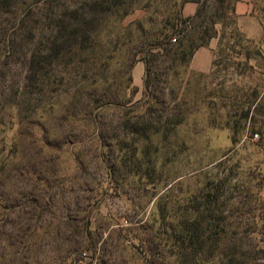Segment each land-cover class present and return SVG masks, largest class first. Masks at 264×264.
I'll return each instance as SVG.
<instances>
[{
	"label": "rangeland",
	"instance_id": "374dc122",
	"mask_svg": "<svg viewBox=\"0 0 264 264\" xmlns=\"http://www.w3.org/2000/svg\"><path fill=\"white\" fill-rule=\"evenodd\" d=\"M237 1L130 0L121 18L94 10L99 0H0V254L17 242L8 264H151L156 246L158 264H172L164 214L216 221L223 243L264 263V52L239 32ZM188 3L201 17L175 37L216 43L214 66L201 74L155 62L160 130L133 143L140 51L173 35ZM59 35L66 49L49 57ZM107 98L120 105L100 115L88 106ZM89 221L90 248L73 232Z\"/></svg>",
	"mask_w": 264,
	"mask_h": 264
},
{
	"label": "trees",
	"instance_id": "16d2710c",
	"mask_svg": "<svg viewBox=\"0 0 264 264\" xmlns=\"http://www.w3.org/2000/svg\"><path fill=\"white\" fill-rule=\"evenodd\" d=\"M129 1L130 0H99V2L92 4V8L94 10L96 8H100L101 10H106L107 12L114 10V13L122 11V18L128 16L133 10L132 4L129 3ZM200 17L201 10L198 11L194 18H184L183 15H180L176 20L177 30L173 35L167 36L162 40L158 39L156 42H153V44L148 46L147 52L145 53L140 51V54H142L140 61L145 64L146 68V76L144 80V98L142 101L136 104L135 107L127 110L128 114L131 112L134 113L135 109L140 110L136 113V115H134V118L137 122L132 127V137H129L133 143H136L141 139H148L150 137L149 132L151 130H155V132H159L160 130V127L154 126L151 122L152 116L159 113L157 107L152 105L151 102L154 101L157 103V105H163L165 102L164 99H161L163 95L159 94L157 88L153 85L155 82H153L150 75L152 65L155 62H158L159 59L165 57V61L171 62L172 64L180 61L185 65V67H187L188 70H190V63L194 54L199 49L208 47L209 44L208 42L204 41L203 37H201L200 43H197L196 45L191 44L190 46H185V43L182 40L179 41L180 39H176L175 37L176 35L180 37L182 32L185 31L188 26L195 24V21ZM178 27L180 29H178ZM76 33L77 31L74 30L69 32L68 35L70 39V50L68 51H71L74 54H77L80 51V45L77 48L79 40ZM205 34H208V32L206 31ZM61 38L62 35H59L51 41V45L48 50L50 53L49 57H59L62 50L64 51L66 49L68 43H61ZM173 39H176V42H173ZM154 50H160L162 54H155L153 53ZM34 65L35 64H33V66ZM32 69L35 70L36 68L32 67ZM125 89L128 90L129 87L127 86ZM90 95L91 94H88L87 98H90ZM93 101H91L88 106L90 108L92 107V112L95 111L96 115H100V112H102L103 109H107L114 104L120 105L119 102H116L110 98L105 99L103 103H100L97 100L94 102ZM82 112H86L82 114L84 117L88 115L87 108H84ZM95 123L97 124L96 117ZM163 127L166 130L169 129L167 123ZM95 130L99 131L100 129L96 128ZM96 137L101 141L104 137L103 132L99 131ZM125 139L127 138L120 139L118 142L125 143ZM14 147L18 148V143L16 144L15 142L11 149L13 150ZM31 180L32 182L34 181L33 177L30 179V181ZM194 212L197 213V209L194 210ZM162 222L167 225L166 226L163 224L164 227H169V238L165 243L166 245L164 248H167V252L170 254L171 259L173 260L172 264H252L246 255L238 253L237 247H235L234 244L227 245L225 242H222L221 236L219 237V224L216 221L209 220L208 223L204 224L202 220L198 219V217H186L180 218L176 221H168V217L164 214L162 216ZM3 227L4 224H1L0 240H2V237H6L4 230L1 229ZM162 230V228L159 230L158 235H165ZM73 232L80 235H82L84 232V235L87 236L86 240L89 244L88 248H90V245H94V243L91 242V238L94 237L95 234L90 231V221L86 225H83L81 230H79L77 227H74ZM217 235L218 239L216 238ZM11 241L12 238L7 239V242L9 243V251L0 254V264H8V256L14 257L15 255L12 247L14 248L17 242L15 241V243H11ZM159 247L160 246H156L148 250V260H152L151 264H158L164 260V257L160 255Z\"/></svg>",
	"mask_w": 264,
	"mask_h": 264
},
{
	"label": "crops",
	"instance_id": "0c3cea01",
	"mask_svg": "<svg viewBox=\"0 0 264 264\" xmlns=\"http://www.w3.org/2000/svg\"><path fill=\"white\" fill-rule=\"evenodd\" d=\"M199 11V5L188 3L182 10L184 18H194ZM239 32L248 42L257 44L260 52H264V0H238L234 6ZM216 43L199 49L190 63V72L208 74L212 71L215 61ZM144 64L139 62L134 71V84L142 79Z\"/></svg>",
	"mask_w": 264,
	"mask_h": 264
},
{
	"label": "built area",
	"instance_id": "2783aa9c",
	"mask_svg": "<svg viewBox=\"0 0 264 264\" xmlns=\"http://www.w3.org/2000/svg\"><path fill=\"white\" fill-rule=\"evenodd\" d=\"M173 42H176V39H173ZM259 138V135L258 134H256L255 136H254V139H258ZM84 257H86V254L84 255ZM78 264V263H77Z\"/></svg>",
	"mask_w": 264,
	"mask_h": 264
}]
</instances>
